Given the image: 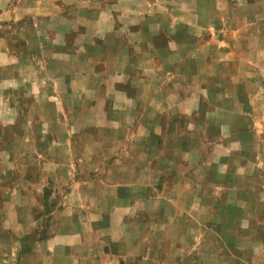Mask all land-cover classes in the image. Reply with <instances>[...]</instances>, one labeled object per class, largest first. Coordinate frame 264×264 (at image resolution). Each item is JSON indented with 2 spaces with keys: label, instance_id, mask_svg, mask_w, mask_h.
Wrapping results in <instances>:
<instances>
[{
  "label": "crops",
  "instance_id": "crops-1",
  "mask_svg": "<svg viewBox=\"0 0 264 264\" xmlns=\"http://www.w3.org/2000/svg\"><path fill=\"white\" fill-rule=\"evenodd\" d=\"M263 218L264 0H0V264H263Z\"/></svg>",
  "mask_w": 264,
  "mask_h": 264
},
{
  "label": "rangeland",
  "instance_id": "rangeland-1",
  "mask_svg": "<svg viewBox=\"0 0 264 264\" xmlns=\"http://www.w3.org/2000/svg\"><path fill=\"white\" fill-rule=\"evenodd\" d=\"M262 221H263V223H264V218L262 219ZM207 239H209L210 240V242H213V240H212V238H206V240ZM209 240H207V243L209 242ZM186 243V242H185ZM187 244V243H186ZM205 250H207L206 248H205ZM250 255V252L249 253H246L245 255H243L244 257L243 258H247V256H249ZM247 259H249V258H247ZM250 260V259H249ZM252 261V260H251ZM252 262H255V261H252ZM260 262V261H259ZM233 263V261H229L228 262V264H232ZM262 263L264 264V260L262 261ZM198 264H208L207 263V260L205 259V257H204V255H203V253H201V254H199V263ZM227 264V263H226Z\"/></svg>",
  "mask_w": 264,
  "mask_h": 264
}]
</instances>
